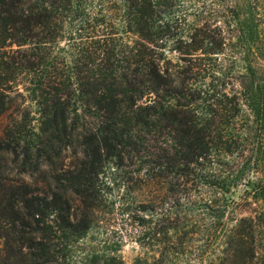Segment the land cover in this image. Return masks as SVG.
I'll return each instance as SVG.
<instances>
[{"label": "trees", "instance_id": "obj_1", "mask_svg": "<svg viewBox=\"0 0 264 264\" xmlns=\"http://www.w3.org/2000/svg\"><path fill=\"white\" fill-rule=\"evenodd\" d=\"M115 1L0 0V74L16 46L7 82L26 77L38 115L36 128L23 111L6 122L0 157L44 177L40 190L0 191L16 264H70L64 252L90 228L103 168L124 160L162 182L159 205L201 206L210 249L228 264H264V0H119L112 12ZM118 21L136 39L127 53L116 51ZM62 41L74 55L60 68ZM166 53L181 63L173 73L160 68ZM193 75L208 83L185 85ZM188 216L157 213V226L175 224L157 234L178 233ZM78 264L122 262L82 254Z\"/></svg>", "mask_w": 264, "mask_h": 264}, {"label": "rangeland", "instance_id": "obj_2", "mask_svg": "<svg viewBox=\"0 0 264 264\" xmlns=\"http://www.w3.org/2000/svg\"><path fill=\"white\" fill-rule=\"evenodd\" d=\"M119 5V0H116L115 5H111L112 12L117 11L115 8H119ZM89 6L94 12L91 4ZM117 19L120 20V17L118 16ZM116 30L117 34L114 38L115 45H117L116 51L124 50L127 53L133 48L136 39L124 35L119 21L116 22ZM64 37L65 40L68 39L67 35ZM72 49L73 44L67 41H62L53 47L52 55L58 67L62 68L72 61L74 55ZM17 50L16 46L11 45L2 52L6 56L4 61L7 63L8 70L0 74V93L7 97L5 100L8 110L0 118V135L6 122L15 118L18 111L29 115L32 121L31 127H37V109L25 92L28 80L25 76H21L16 82L13 80L7 82L8 79L14 77L16 71L12 65V59L16 56ZM166 57L159 64L160 68L169 73L175 72L177 67L181 66L178 55L166 53ZM206 60V65L218 64ZM155 64L158 65L157 55ZM188 82L189 85L196 84L197 86L208 83L194 75L187 78L185 85ZM91 116L86 112L87 119ZM72 154L73 149H69L66 153V165L71 163L69 156ZM116 164L120 167L116 168L114 162L108 161L102 170V175L96 185L97 208L90 228L80 243L74 244L72 248L68 247V250L64 252L68 263L78 264L82 254H86L100 258L118 257L122 264H214V261L218 262L221 259H223V264H228L227 256L219 255L210 249L211 241L205 232L210 221L201 206L182 202L178 208H174L169 201L164 205H159L164 185L162 182H157L153 174L144 173L146 166L144 167L143 163H139L138 160H124ZM43 178L42 173L31 170L25 175L22 174L19 163L15 162L10 154L0 157L1 192L8 185H18L22 182L28 183L31 189L40 190L44 187ZM238 195L237 193L233 201H237ZM175 211L191 213L192 216L181 220L178 233H170L167 237L160 232L157 234L162 226L175 225L161 223L157 226V213ZM8 214L5 213L3 220L0 219V264H16L20 260V250L7 237L4 222L7 223Z\"/></svg>", "mask_w": 264, "mask_h": 264}]
</instances>
